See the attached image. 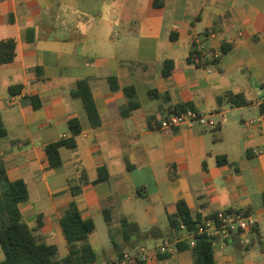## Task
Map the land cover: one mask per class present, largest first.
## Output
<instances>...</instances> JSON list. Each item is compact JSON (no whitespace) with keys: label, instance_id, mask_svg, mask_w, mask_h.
Wrapping results in <instances>:
<instances>
[{"label":"crops","instance_id":"obj_1","mask_svg":"<svg viewBox=\"0 0 264 264\" xmlns=\"http://www.w3.org/2000/svg\"><path fill=\"white\" fill-rule=\"evenodd\" d=\"M9 39L14 58L0 65L6 132L0 161L9 181L26 184L28 199L18 208L38 240L55 245L57 254L61 250L59 258L66 255L59 220L74 201L81 217L93 223L103 220L106 208L110 223L119 225L124 217L143 232L153 229V236L133 234L127 243L116 228L117 249L108 230L107 248L94 230L88 240L95 264H115L118 251L134 254L140 247L148 263L160 254L156 264H192L190 251L176 248L189 242L188 234L168 228L167 216L181 200L193 218L251 211L258 223L230 242L216 241L214 264H264V115L258 110L264 102V0H0V41ZM193 42L214 52L216 61L190 64ZM222 44L229 47L225 54ZM166 61L171 66L163 76ZM82 79L96 107V127L81 100L70 96ZM127 87H133L138 106L122 115ZM226 93L251 104L233 108ZM180 104H190L216 127L192 122L161 128ZM228 112L249 116L229 125V145L222 151ZM71 118L80 125L76 149L60 148L61 166L49 169L43 148L70 136ZM250 120L255 124L249 126ZM218 156L226 162L219 165ZM100 167L109 180L92 185ZM79 169L89 183L74 197L70 187L78 184ZM163 245L166 251L158 252Z\"/></svg>","mask_w":264,"mask_h":264},{"label":"trees","instance_id":"obj_2","mask_svg":"<svg viewBox=\"0 0 264 264\" xmlns=\"http://www.w3.org/2000/svg\"><path fill=\"white\" fill-rule=\"evenodd\" d=\"M15 43L13 40L0 41V65L12 62L14 58ZM229 47L224 44L221 46V54L227 53ZM193 49L189 54L192 55ZM187 61L190 63V59ZM215 60L210 61L211 63ZM209 62V61H208ZM191 64V63H190ZM207 63H203V66ZM200 66L202 64H193ZM171 66L170 61L164 63L162 75L167 76L169 70L166 68ZM112 90H116L114 80H110ZM19 87L10 88V93ZM123 93L127 98V109L122 112V115L128 114L130 110L137 108L136 94L133 87L123 89ZM150 96H157L156 92L150 91ZM72 98H79L82 102L86 116L91 126L96 127L100 124L96 107L94 105L90 88L86 79L77 81L70 90ZM227 103L233 108L245 107L251 104L241 94L226 93L224 95ZM34 98L31 101L34 106ZM217 99V103L220 102ZM187 109L194 110L190 104H180L174 108L173 114L183 112ZM259 113L264 115V102L258 106ZM70 136L62 138L56 142L47 144L43 148L47 166L49 169H58L61 164L59 154L60 148H65L71 151L76 149L75 136L80 133V125L78 120L71 118L67 122ZM212 130V132H215ZM6 132L0 122V139L5 136ZM219 165L226 162L223 156L216 157ZM78 184L75 187H70L71 194L75 197L80 194L81 186L88 184L84 169H79ZM109 176L105 168L97 169L95 180L91 182L92 185L108 182ZM28 199V191L23 180L9 181L2 162L0 161V250L3 253V259L0 264H95L97 255L89 243V235L94 231V223L91 219H83L77 208L76 203L71 202L64 210L59 225L62 235L67 244V253L62 258H57V247L55 245H48L38 240L33 235V230L30 229L23 221L18 206ZM264 205V199H263ZM175 213L167 216L168 228L174 232H179L181 226L187 234H192L193 245L190 246L188 241H182L176 244L178 250L188 249L191 253L192 264H214L213 246L209 238L203 234L196 233V225L200 219L193 218L190 210L184 201L175 203ZM103 221L107 226L108 234L114 248L117 249L115 242L116 234L122 236L124 242L130 243V238L135 234L138 238L146 239L153 236V229L148 231H141L137 224L128 222L126 218L119 219V226L116 231H112L110 223V212L108 209H102ZM133 247V245H132ZM121 256L123 253L118 251ZM164 255L157 254L151 263L136 260L135 264H156Z\"/></svg>","mask_w":264,"mask_h":264},{"label":"built area","instance_id":"obj_3","mask_svg":"<svg viewBox=\"0 0 264 264\" xmlns=\"http://www.w3.org/2000/svg\"><path fill=\"white\" fill-rule=\"evenodd\" d=\"M193 53L189 57L190 63L202 64L206 61H212L217 59V55L211 50L205 49V47L200 45H195L192 43ZM195 122L201 127L214 129L216 123L209 120L207 116L203 113L197 112L195 110L187 109L183 112L171 115L167 120L160 123L161 128L176 127L182 124H188ZM254 121H248V125H254ZM261 220L264 221V211L261 215ZM258 223V219L252 214L251 211L247 210H222L214 213L208 218L202 219L196 225V233L203 234L209 238L212 242V246L215 242L220 243L230 242L232 237L237 233L250 230L253 226ZM183 229V227H180ZM189 236V245H193L192 234ZM166 251L165 246H160L158 252L163 253ZM147 251L145 248L140 247L134 254L123 253L121 256H117L114 259L115 264H135L137 259L142 261L147 260ZM98 264H107L105 262H100Z\"/></svg>","mask_w":264,"mask_h":264},{"label":"rangeland","instance_id":"obj_4","mask_svg":"<svg viewBox=\"0 0 264 264\" xmlns=\"http://www.w3.org/2000/svg\"><path fill=\"white\" fill-rule=\"evenodd\" d=\"M246 113L247 112H241L240 114L232 115L231 112H228L225 115L226 120L228 122V126L226 127V130H225V139L223 142L218 144V147L222 148V151H225L227 146L229 145V143H228V139L230 138L229 137V132H230L229 125L233 121H237V119L239 120V118H241V117H243L245 119L248 118L249 114L247 115ZM242 125L244 128L248 127L247 123H245V125L244 124H242ZM207 134H209V133H207ZM94 226H95L94 230L96 231V233L103 239V244H104L105 248L110 247V243H109V240L107 237V226L104 223V221L101 218L95 219ZM118 226L119 225L117 224V222L111 223L112 231L116 230V228H118ZM115 241H116V239H115ZM60 255H61V250L59 251V254H57V258H59Z\"/></svg>","mask_w":264,"mask_h":264}]
</instances>
